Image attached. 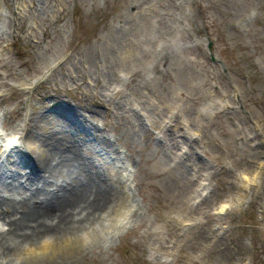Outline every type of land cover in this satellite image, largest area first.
I'll return each instance as SVG.
<instances>
[{
    "label": "rangeland",
    "instance_id": "rangeland-1",
    "mask_svg": "<svg viewBox=\"0 0 264 264\" xmlns=\"http://www.w3.org/2000/svg\"><path fill=\"white\" fill-rule=\"evenodd\" d=\"M0 57V264H264V0H0ZM47 114L116 202L73 216L78 253L63 240L29 259L56 236L6 225L60 194L23 172L37 170L23 126Z\"/></svg>",
    "mask_w": 264,
    "mask_h": 264
},
{
    "label": "bare ground",
    "instance_id": "bare-ground-1",
    "mask_svg": "<svg viewBox=\"0 0 264 264\" xmlns=\"http://www.w3.org/2000/svg\"><path fill=\"white\" fill-rule=\"evenodd\" d=\"M8 67V59L0 57V82L4 77H10L11 73L8 74L5 70ZM0 85L5 86L6 84L2 82ZM8 89L12 95L15 94L13 87L8 86ZM15 106L8 111L11 118L18 111L17 104ZM47 115L49 117H41L40 124L37 126H33L32 123L28 126L26 121L22 130L25 138L22 144L26 150L32 153L33 163L35 162L38 167L35 168L36 171L40 173L41 171L38 169L42 170L43 175L40 177L44 176L49 184L56 185V188L60 187V194L51 197L50 199H54L51 203H47L50 200L47 199L44 202H38L40 203L39 206L32 204L28 210L22 212L17 219L10 220L7 225L8 227L11 226L10 228L14 234L19 233L18 236L25 239H31L37 236L38 233H50V235L56 236L55 241L47 247L45 252L28 253L26 256L29 259L52 257L56 254L55 251L58 250V245L63 240L65 252L78 253L89 236L83 233L79 236L68 237L70 233V231L67 232V229L70 228L68 223L72 221L73 216L84 214L83 221L100 219L99 215L112 209V204L116 202V194L109 187L113 180H109L107 183L105 179H102L92 149L85 145L83 141H76L73 136L69 135V124L65 121L63 115L62 117L55 114ZM23 172L28 175L26 171L23 170ZM60 179L64 183L66 181V186L61 188V185L58 184ZM24 190L21 185L19 187L11 185L6 188L10 195L24 192ZM36 194L43 197L42 193L36 192ZM125 202L127 204V201ZM122 205L125 206L124 203L121 204L120 202L112 211L113 226L117 223L118 218L124 216V211H121ZM11 209L5 210L4 215L6 217L10 214L14 216ZM91 230L95 232V229ZM22 231H25V233L37 232L29 237L20 233ZM43 244L41 243L39 248Z\"/></svg>",
    "mask_w": 264,
    "mask_h": 264
}]
</instances>
